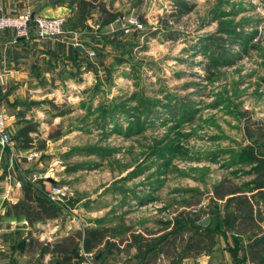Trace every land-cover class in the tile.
I'll list each match as a JSON object with an SVG mask.
<instances>
[{
  "label": "rangeland",
  "instance_id": "rangeland-1",
  "mask_svg": "<svg viewBox=\"0 0 264 264\" xmlns=\"http://www.w3.org/2000/svg\"><path fill=\"white\" fill-rule=\"evenodd\" d=\"M76 1L45 17H65L64 35L85 46L80 60L55 65L34 98L0 104L31 142L22 148L12 132L0 147V196L7 172L46 174L70 197L57 218L31 224L36 236L56 224L73 246L93 231L107 244L88 258L153 261L133 236L150 242L179 218H210L215 202L223 215L214 187L247 190L264 160V0H88L94 7L73 26ZM101 11L113 22L101 24ZM32 149L41 155L27 161ZM5 224L0 218V244L33 237L25 218L11 236Z\"/></svg>",
  "mask_w": 264,
  "mask_h": 264
},
{
  "label": "trees",
  "instance_id": "trees-1",
  "mask_svg": "<svg viewBox=\"0 0 264 264\" xmlns=\"http://www.w3.org/2000/svg\"><path fill=\"white\" fill-rule=\"evenodd\" d=\"M93 7L88 0H77L73 26L83 23ZM99 18L103 25L114 20V18H103V11H101ZM0 99H2V96H0ZM2 100H0V104ZM10 130L14 133L13 139L16 137L19 141L24 140L23 134L27 132L25 131L26 129H17L15 131L10 127ZM24 141L26 143L22 145V148H29L31 146L30 140ZM252 170L256 174V177L251 184H248L249 188L247 190H237L235 188L229 192L224 191L221 184L214 187L213 198L224 200V207L222 215L220 208L215 202L214 208L212 207L210 212L211 221L214 222L212 226L202 227L195 220L189 221L187 218H179L174 227L169 231H165V233L163 232L156 239L150 240V242H146L141 235H138V237L133 236L132 245H136L138 253L142 250H145V253H149L148 256L153 261L157 256L164 255L165 259H167H164L166 261L165 264H182L185 258L195 257L202 252L211 251L218 243V240L216 242L214 236H218L221 229H223L220 234L221 238L226 241L227 233L232 237L233 245L228 246V249L233 256L235 264H243L245 259H248L252 263L264 264V229L260 224L264 220V214L261 213L262 208L259 203L261 202V205L264 207V160H259ZM28 172L29 170H25L24 174ZM26 176H19L22 182L20 188L21 197L11 203L4 201L5 210L3 216L16 220L25 218L30 224L57 218L63 212V208L60 204L52 202L46 195L47 183L54 182H51L47 178L32 182L26 179ZM230 204L233 206L232 212L228 210ZM194 219L197 220L198 217ZM90 232L91 237L85 238L82 244L85 253H95V251H99V247L107 244L105 242L102 245V236L100 234L93 231ZM186 233L189 234L188 237H185L184 234ZM177 237L178 242H180L179 246L176 244ZM244 238L248 241L247 246L243 250L242 256L239 257L238 252L241 249L240 246ZM22 241H25V238ZM132 245L128 243L126 246L128 248ZM43 246L41 254L44 252H55L62 254L64 258L79 256L80 248L78 244L70 246L58 243L52 245L51 249H49L50 245L48 243ZM124 247L122 248L124 249ZM107 248L111 249L112 247H106L105 255H108ZM146 260L141 264H155L150 259ZM164 261L161 264H164Z\"/></svg>",
  "mask_w": 264,
  "mask_h": 264
},
{
  "label": "crops",
  "instance_id": "crops-1",
  "mask_svg": "<svg viewBox=\"0 0 264 264\" xmlns=\"http://www.w3.org/2000/svg\"><path fill=\"white\" fill-rule=\"evenodd\" d=\"M61 1L63 0H53L52 2H49V0H0V16L16 14L24 9H29L42 16H57L62 13L65 7V3L62 2V4L60 3ZM76 44H80L83 51L77 50ZM84 48L85 46L82 43H78L72 35H64L60 39L38 40L35 38L24 39L16 37L12 30L1 31L0 78H2V82H0V96L4 99H0L2 100L1 103L4 101L12 103L15 98L18 99L17 97L29 96L30 99L34 98L33 93L39 89H46L48 87L47 81L54 77V71L59 70L57 67L55 68V65L60 66L62 62L69 65L77 63L84 53ZM16 195L18 200L21 197V193L18 192ZM2 199L0 196V218L6 223L4 225V227H7L5 232H9L7 234L11 236L12 234H17L22 227L26 226H20L21 219L16 220L3 216ZM259 203L264 210L261 202ZM261 226L264 229V221ZM31 227L30 224L26 230L30 231V236H33L31 240L26 238L25 241H22L25 236L19 235L16 237V235H13V241L8 239H4L8 241H2L3 244H0V264H121L115 261L112 256H105L99 259L88 258L87 256L92 254L85 253L82 245H79V256L77 257L64 258L62 254L55 252H44L41 254V246L44 243H48L50 245L49 249H51L52 245L63 243L61 238H66L68 235H57L55 233L57 225L55 224L51 225L46 232H36L37 236L41 234L40 237H37ZM0 230L4 229L0 228ZM227 234L226 241L219 240L211 251L202 252L195 257L185 258L182 264H235L233 256L228 249V246L233 245L232 237L229 233ZM42 236L50 237L46 241ZM41 238L46 242L38 241ZM57 238L61 240L56 241ZM247 242L246 238H244L240 246L241 249L238 252L239 257L242 256ZM243 264L256 263L245 259Z\"/></svg>",
  "mask_w": 264,
  "mask_h": 264
},
{
  "label": "built area",
  "instance_id": "built-area-1",
  "mask_svg": "<svg viewBox=\"0 0 264 264\" xmlns=\"http://www.w3.org/2000/svg\"><path fill=\"white\" fill-rule=\"evenodd\" d=\"M129 24L135 25L137 21L130 19ZM66 19L64 16L58 17H45L40 14L34 13L29 9H24L16 14H7L0 16V32L4 30H12L16 37L38 40L45 39H60L65 34ZM140 26V25H139ZM98 28V25L94 24L92 28ZM75 39V38H74ZM2 82V78H0ZM12 131L7 123L5 113L0 109V147H5L11 141ZM41 153L32 149L27 152L25 159L27 161H33L38 159ZM5 180V187L2 192V198L5 201L15 202L13 199V193L22 186V182L19 178L10 172ZM46 174L38 172H31L26 176V179L37 181L40 179H49ZM47 197L55 203L63 204V202L70 197V193L66 189L57 184L49 183L46 186Z\"/></svg>",
  "mask_w": 264,
  "mask_h": 264
},
{
  "label": "water",
  "instance_id": "water-1",
  "mask_svg": "<svg viewBox=\"0 0 264 264\" xmlns=\"http://www.w3.org/2000/svg\"><path fill=\"white\" fill-rule=\"evenodd\" d=\"M53 0H49V2H52ZM76 48L79 51H83L82 46L80 44H76ZM210 218L208 216H205L203 219H200L197 223L198 225L204 227L209 223Z\"/></svg>",
  "mask_w": 264,
  "mask_h": 264
}]
</instances>
